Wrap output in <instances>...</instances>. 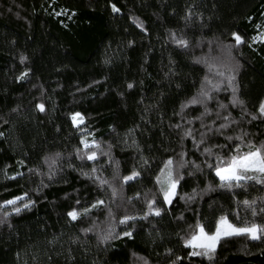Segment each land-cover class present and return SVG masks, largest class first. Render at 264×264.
Here are the masks:
<instances>
[{
    "label": "trees",
    "instance_id": "1",
    "mask_svg": "<svg viewBox=\"0 0 264 264\" xmlns=\"http://www.w3.org/2000/svg\"><path fill=\"white\" fill-rule=\"evenodd\" d=\"M261 33L264 0H0V264H264V237H225L211 260L184 246L221 217L264 226V185L215 172L264 145ZM168 159L171 204L156 180Z\"/></svg>",
    "mask_w": 264,
    "mask_h": 264
},
{
    "label": "snow or ice",
    "instance_id": "2",
    "mask_svg": "<svg viewBox=\"0 0 264 264\" xmlns=\"http://www.w3.org/2000/svg\"><path fill=\"white\" fill-rule=\"evenodd\" d=\"M112 10L113 12L119 11L115 6H113ZM61 14L63 13H57V15H61ZM137 26L142 27V25H140L139 23L137 24ZM233 37L237 45L243 42L239 35L233 33ZM254 39L264 40V33H261L259 37ZM177 43L181 46H187V42L182 39L178 40ZM209 69L211 70V66H209ZM219 74L222 75V73ZM24 75H27V73H24ZM21 79H23V76L21 77ZM207 82L210 83V81ZM128 87L131 88L132 85L129 84ZM200 95L206 96L207 93L201 92ZM200 102L201 101L198 98H193L191 101L188 102V104L182 106V110L184 107H187L189 104L195 105ZM37 107L41 112L45 110L43 104H39L37 105ZM259 111L261 115H264V104H261ZM252 118L256 119L255 116H253ZM72 121L74 126H79V124L83 123V117L80 116L79 113H76L75 115L72 116ZM221 127H226V125H221ZM186 135H191V132L186 133ZM81 144L83 145L84 157H86L88 160H96L97 152L89 151V150L93 148H99V145L96 144L94 141L92 143H89L86 138L81 139ZM249 147L250 149H252L251 145ZM206 151L210 152V150H206ZM236 153H237L236 155L231 156V158L227 161L223 160V158L218 157L219 163L215 166V172L222 182L221 186L226 185L229 189H231L234 186L242 187L243 185L241 182L246 183L247 181H255L257 184L264 185V145L244 153H241L239 147L237 146ZM173 163L174 162L172 159H168L164 163L163 168L160 170V175L156 177L157 183L161 186L160 190L163 193L164 200L168 204H171L172 199L175 197L176 188L179 183V179L174 178L173 175ZM209 167H213V165H209ZM96 172L97 169L93 168L92 173L95 174ZM137 175L138 173L134 171L132 175L123 177V180L126 183L127 181L134 179ZM12 178L14 179L15 177ZM90 178L98 179L101 187H103V185L105 184H108V181L104 180L101 177H94L93 175V177ZM23 199H24L23 197H17L16 199L7 201V204L16 205L17 200H23ZM103 204H104L103 200H98L91 207L96 208L102 206ZM243 204L245 205V207L251 208L253 207V205L256 204V201L245 200L243 201ZM23 207L29 208L30 204L25 203ZM147 207L149 214H154L156 216H159L161 214L159 208H155V209L153 208V202H149ZM21 210L22 209L20 207L15 208V212L17 214H19ZM88 211H90V209L88 208L84 209L83 213L73 210L70 211L68 215L72 220H76L79 218L81 214L86 215ZM260 211H264V208H261ZM256 214H257L256 211L253 210V215ZM144 218H147V214L145 215ZM131 219H136V217H125L120 220V223L126 224L128 220ZM196 227H197V231L194 232L189 239H185L184 246L192 249L190 253L191 256H205L209 260L213 259V254L216 251L219 241L225 237L247 235L252 240H258L264 237V226L258 225L256 223L237 226L230 223L226 217L220 218V220L217 222L215 232L213 233L206 232L204 226L200 224H197ZM86 231H90V229ZM124 235L131 237L132 234L131 232L125 231ZM110 238H114L111 232H109L108 235L102 237L101 242L102 243L106 242ZM177 259L180 258L177 257Z\"/></svg>",
    "mask_w": 264,
    "mask_h": 264
},
{
    "label": "rangeland",
    "instance_id": "3",
    "mask_svg": "<svg viewBox=\"0 0 264 264\" xmlns=\"http://www.w3.org/2000/svg\"><path fill=\"white\" fill-rule=\"evenodd\" d=\"M218 177V176H217ZM219 178V177H218ZM220 179V178H219ZM215 232V231H214Z\"/></svg>",
    "mask_w": 264,
    "mask_h": 264
}]
</instances>
